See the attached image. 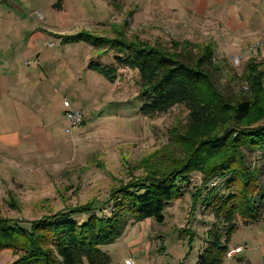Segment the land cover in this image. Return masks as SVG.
<instances>
[{"label":"rangeland","instance_id":"rangeland-1","mask_svg":"<svg viewBox=\"0 0 264 264\" xmlns=\"http://www.w3.org/2000/svg\"><path fill=\"white\" fill-rule=\"evenodd\" d=\"M57 2L49 0V53L57 55L54 56L57 60L49 61V73L56 78L53 86L62 87L58 94L53 92L50 126L60 142L67 140L73 145L72 139L78 137L79 154L70 155L68 160L56 158L57 171L50 173L47 187L40 184L4 185V177L0 174V215L18 222L32 221L51 211L94 200L102 208L109 199L110 190L131 178L152 173L147 171L148 167H153L150 165H155L158 159L180 154L178 143L172 138L187 128V109L176 105L163 114L141 115L139 109L144 101L139 95L138 72L120 68L115 82H110L88 65L91 61L110 64L113 54L93 48L85 37L79 41L67 38L70 35L81 34V37L89 31L97 36L113 37L114 29L109 31L108 25L115 23L128 39L139 38L170 50L177 47L179 51L178 46L182 44L185 52L194 51L198 45L208 43L214 48L216 59L224 65L222 69L236 75L233 81L229 76L220 78L224 90L244 89L248 84L241 80L249 60L264 61V21L260 23L254 15L262 10L264 0H232L228 6L222 3L221 7L214 8H211V0H63V8L58 10L52 7V3ZM29 4L24 11L14 9V13L20 16L18 19L26 17L27 23L39 25L38 12L45 14L46 11L34 0ZM229 11L226 17H221L222 22L219 19L222 25L213 24L214 31L206 25H198L207 19L211 23L208 17H218ZM235 16L241 17L246 24L241 31L249 37L244 36L243 40L235 37L237 29L228 27L238 24ZM6 19L18 20L14 16ZM62 27L66 29L60 35L57 28ZM24 35L29 36L24 33L22 38ZM258 40L262 44L255 46ZM43 42H40L41 46ZM236 56L241 59L240 65L234 62ZM31 58L30 53L22 54L23 62ZM68 68L75 71L82 84L78 97L65 91L59 80L64 78ZM65 99L73 107L85 111L82 125L72 127L67 133L65 128L70 124L64 117ZM33 168L34 165L29 168L30 172ZM201 179V175L194 174L192 187L199 185ZM193 191L189 190L182 199L169 206L164 212V223L154 219L131 221L121 239L103 247L109 250L112 264H124L128 257L136 264H197L206 238L205 228L214 216L211 214L210 217L199 207L192 209ZM263 227L260 230L262 241ZM13 259L11 250L0 252V264H11ZM242 261L247 263L245 259ZM239 263L235 258L225 262Z\"/></svg>","mask_w":264,"mask_h":264},{"label":"trees","instance_id":"trees-1","mask_svg":"<svg viewBox=\"0 0 264 264\" xmlns=\"http://www.w3.org/2000/svg\"><path fill=\"white\" fill-rule=\"evenodd\" d=\"M62 2L53 8L62 9ZM117 26H109L113 37L87 31L67 38L85 37L93 48L113 54L110 64L88 65L110 82L120 68L138 72L141 115L163 114L176 105L187 109V128L172 138L180 154L158 159L148 167L152 173L110 190L102 208L94 200L27 222L0 215V252L11 250V264H110L103 247L120 239L131 221L164 223L169 206L194 190L192 209L214 216L197 264H225L239 227L264 222V61L249 60L241 80L248 92L224 90L220 78L233 81L236 75L222 69L212 45L170 50L128 39ZM194 174L202 179L192 187Z\"/></svg>","mask_w":264,"mask_h":264},{"label":"crops","instance_id":"crops-1","mask_svg":"<svg viewBox=\"0 0 264 264\" xmlns=\"http://www.w3.org/2000/svg\"><path fill=\"white\" fill-rule=\"evenodd\" d=\"M34 1L46 11L45 14L41 13L39 25L27 23L26 17L18 19L20 16L14 13V9L22 12L26 9L25 7L28 8L30 0H6L0 4V174L4 177V185L7 183L25 186L40 184L47 187L50 173L53 174L57 171L58 159L62 157L68 160L70 155L79 154V140L78 137L72 139L73 145L67 140L60 142L51 131L50 105L53 92L58 94L62 86L55 88L53 81L56 78L49 73V61L57 60L54 58L57 55L49 53V0ZM231 1L211 0V8L221 7L222 3L228 6ZM53 5L54 3H52V7ZM229 13L230 11L212 18L210 16L208 18L211 23L207 19L198 25H206L209 30L214 31L213 24L222 25L221 17H226ZM254 15L257 16L256 19L260 23L264 21V6ZM10 16H14L18 20L11 22L10 19H6ZM235 17L239 21L238 24L236 25L232 21L233 25L228 27L233 26L237 29L235 37L241 40L244 36L249 37L241 31L246 24L241 17ZM98 24L103 23L98 22ZM57 29L61 35L66 28ZM24 33L29 35H24L25 42L22 38ZM42 41L44 42L41 46L40 42ZM23 53H30L31 59L38 58L40 63L28 65L26 60L22 61ZM59 80H62L65 91L76 94L77 97L80 95L82 84L72 68H68L64 78H59ZM32 165L34 168L30 172L29 168ZM263 226L264 222L254 226H241L233 234L231 245H237L242 240L251 245L250 249L235 258L247 261V263L242 261L239 264H264V241H262L261 237L263 236L260 232ZM238 236H240L239 239ZM105 251L110 254L109 250ZM112 261L111 258L110 264Z\"/></svg>","mask_w":264,"mask_h":264},{"label":"built area","instance_id":"built-area-1","mask_svg":"<svg viewBox=\"0 0 264 264\" xmlns=\"http://www.w3.org/2000/svg\"><path fill=\"white\" fill-rule=\"evenodd\" d=\"M6 0H0V4L5 2ZM38 14L41 16V13L38 12ZM262 42L260 40L257 41L255 46H260ZM234 62L236 65H240L241 59L236 56L234 58ZM26 63L28 65L35 64L38 65L40 63L38 58L27 60ZM248 85L244 86V90H248ZM64 114L66 119L68 120L70 127L66 129L67 132L71 130L72 127H77L82 125L85 117V111L78 107H73L71 102L68 99L64 100ZM251 245L249 242L242 240L237 245H232L229 247V250L227 252V259L235 258L241 255L244 251L250 249ZM125 264H136L135 260L132 257H128L125 259Z\"/></svg>","mask_w":264,"mask_h":264}]
</instances>
